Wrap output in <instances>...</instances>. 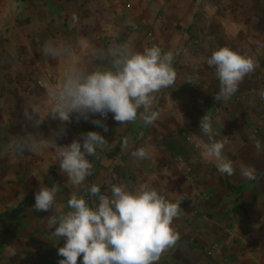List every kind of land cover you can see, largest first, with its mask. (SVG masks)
I'll return each instance as SVG.
<instances>
[{
  "label": "crops",
  "instance_id": "1",
  "mask_svg": "<svg viewBox=\"0 0 264 264\" xmlns=\"http://www.w3.org/2000/svg\"><path fill=\"white\" fill-rule=\"evenodd\" d=\"M48 41L66 46L69 54L44 55ZM154 45L173 53L177 73L172 86L153 94L151 110L158 119L121 126L111 113L82 117L87 132H99L109 142L98 150L100 160L89 157L92 178L84 185L67 181L53 145L42 143L22 154L10 146L29 133L71 144L73 132L49 115V87L72 69L110 67V46L142 52ZM223 47L253 58L256 66L229 100L216 101L220 84L206 60ZM262 93L264 0H0V264L63 259L58 248L64 240L48 228L51 210H32L43 184H56V200L65 211L70 196L85 197L90 184L102 191L113 184L130 191L148 184L180 201L181 214L173 221L179 239L157 264H264ZM206 114L233 164L231 175L221 174L202 154L208 137L199 134V125ZM124 138L128 147L122 150ZM141 147L149 157H132ZM249 170L252 179L242 175Z\"/></svg>",
  "mask_w": 264,
  "mask_h": 264
},
{
  "label": "clouds",
  "instance_id": "2",
  "mask_svg": "<svg viewBox=\"0 0 264 264\" xmlns=\"http://www.w3.org/2000/svg\"><path fill=\"white\" fill-rule=\"evenodd\" d=\"M43 54L58 59L69 54L66 46L48 41L43 45ZM101 58L104 52L97 53ZM106 55L110 67L91 71L69 70L62 82L48 89L51 115L61 122H70L72 114L84 117L99 114L113 115L121 126L142 119L152 125L159 116L151 110L154 93L172 86L177 73L173 67L174 55L164 52L159 46L146 47L142 52L130 51L122 46H110ZM215 68L219 80L216 101H227L238 90L239 83L253 72V58L228 47L215 50L206 60ZM264 95V93H262ZM28 121L36 123V117L25 113ZM97 127H104L102 120H93ZM202 136L208 137L203 155L216 162L221 174L231 175L233 164L223 155L224 143L214 139L213 123L206 114L200 121ZM107 131V128H104ZM63 131V130H62ZM42 143L56 148L60 171L66 174L73 186H82L92 174V160L98 150H104L109 142L99 132L89 131L69 145L60 146L55 138L45 139L34 133L14 140L11 147L17 154L29 152ZM260 141L256 142L257 149ZM128 147V140L122 141V150ZM143 160L150 153L141 147L131 153ZM242 175L253 178L252 171ZM87 192L95 197L89 203L83 195L72 194L67 202V211L57 203V186L41 185L35 193L32 210L47 212L48 228L55 237L64 240L58 248L63 257L59 264H157L162 254L174 247L179 239L173 221L181 214L180 201L172 202L155 187L141 184L130 191L124 185L113 184L104 191L97 184L87 186ZM82 257V259H81Z\"/></svg>",
  "mask_w": 264,
  "mask_h": 264
},
{
  "label": "built area",
  "instance_id": "3",
  "mask_svg": "<svg viewBox=\"0 0 264 264\" xmlns=\"http://www.w3.org/2000/svg\"><path fill=\"white\" fill-rule=\"evenodd\" d=\"M64 126H66L68 129H70L74 136L75 139H80L82 134L87 133V128L86 125L82 119V117H79L77 114H72V118L70 122H63ZM96 157H98L97 159L100 160L101 159V153L97 152ZM89 178H92V174L91 176H89ZM85 193V198L89 203H93L94 198L87 192V190L85 189L84 191Z\"/></svg>",
  "mask_w": 264,
  "mask_h": 264
}]
</instances>
